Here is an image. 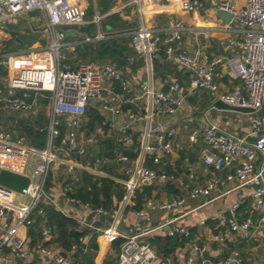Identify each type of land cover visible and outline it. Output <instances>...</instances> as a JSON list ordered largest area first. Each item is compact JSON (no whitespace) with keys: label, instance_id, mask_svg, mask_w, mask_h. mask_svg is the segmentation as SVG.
<instances>
[{"label":"built area","instance_id":"1","mask_svg":"<svg viewBox=\"0 0 264 264\" xmlns=\"http://www.w3.org/2000/svg\"><path fill=\"white\" fill-rule=\"evenodd\" d=\"M130 1L138 9L141 26L132 31L105 32L101 24L107 15L98 10L96 0L91 19H88V8L72 0H0V25L35 12H39L44 20L42 41L22 52H0V65L7 69V75L0 76V81H3L0 86V113H19L31 120L45 119L37 128L38 134L45 136L43 149L29 146L24 138L16 137L9 130L0 131V167L26 175L31 180L23 194L0 185V264H36L35 256L48 258V264H68L67 254L55 251L45 241L30 246L23 235V230L35 224L37 216L44 215L41 205L48 198V179L55 167H64L73 175L84 169L95 177L112 179L123 186V197L114 208L95 209L97 215L107 218L109 222L102 231L103 239L112 244L123 237L117 264H153L158 259V253L151 239L152 233L170 227L176 220L166 219L154 226L151 221L154 214L176 212L185 206L188 199H209L226 181L238 180L241 187L249 184L256 186L253 199L256 210L262 214L256 227L264 231V0H246L245 6L241 8L228 0H207L213 9L231 14V23L240 26L238 29L229 26L223 29L228 33L236 31L242 36L236 43L239 53L230 58H211L200 49L191 53L180 49L178 44L188 30L182 19L171 20L166 28L148 25L145 22V6L151 0ZM154 1L162 4V0ZM170 2L175 10L187 13L202 9L205 5L202 0ZM90 25L96 27L94 37L86 35L77 42H68L72 34ZM217 31L209 30L201 34L207 38ZM123 36L130 37L131 48L143 58L151 75L153 62L164 48L166 62L191 73V91L210 92L227 105L253 109L259 114L253 143L222 133L205 117L206 113L198 128L191 132V143L201 139L205 144L201 156L204 165L215 171L238 165L225 180L213 175L206 185L194 188L178 180L183 189H188L187 196L163 202L145 199L139 205L138 192L144 186H150L158 177L157 172L147 166L148 162L162 164L164 155L173 150L171 139L176 134L175 129L155 124V117L158 114L173 116L184 108L182 84L174 82L170 84L168 92H161L154 89L151 79L141 83L138 92L140 97L147 99L146 110L144 113H127L130 125L120 126L118 119L124 116L127 95L133 89L130 81L114 64L86 62L75 67L66 62L65 56V50L81 44ZM39 56H45L44 59L50 65H30L38 61ZM28 57L31 59L29 65L19 63V59ZM221 65L227 66L231 76L241 82V87L220 93L215 77L216 69ZM115 86L119 91L115 90ZM92 103H99L104 113L112 118L103 117L98 126L101 133L114 135L117 146L132 149L136 145L135 127L146 124L136 156L116 153L113 158L103 157L94 162L96 167L106 166L111 159L126 165L124 178H111L95 167L81 165L80 160L87 153L86 145H92L96 140L94 134L85 136L81 129ZM28 164L33 166L30 171L27 170ZM160 177L163 180L169 178L166 174ZM190 178L193 179V175ZM79 181L80 178L74 175L73 184ZM69 189L70 185L63 187L64 192H69ZM66 202L75 206H88L74 197H66ZM130 209L136 210L142 224L135 235L126 236L122 234L121 228ZM239 211L240 205L237 203L223 219L228 227L227 234L238 233L243 239L250 240L254 221L251 217L241 221ZM205 224L203 221L202 225ZM167 235L190 238L191 232L179 226L169 229ZM50 236L49 229L43 232L44 238L49 239ZM212 239L224 243L226 236L218 233ZM75 250L76 245L72 247L71 253ZM193 250V256L181 264H246L238 252L226 260L214 262L208 258L207 246H195Z\"/></svg>","mask_w":264,"mask_h":264},{"label":"crops","instance_id":"2","mask_svg":"<svg viewBox=\"0 0 264 264\" xmlns=\"http://www.w3.org/2000/svg\"><path fill=\"white\" fill-rule=\"evenodd\" d=\"M78 2L83 7L89 8L87 0H72ZM236 4L237 7H244L246 0H228ZM107 4L104 6L103 0H96L98 10L108 17L115 16L122 22L123 28L121 31L136 30L141 26V16L138 13L137 7L128 0H106ZM202 9L196 10L191 13L175 10L171 5L170 0H162V4L156 3L154 0L148 1L145 6V22L148 25H154L159 28H166L171 20L182 19L188 30L184 33L183 40L178 47L187 51L193 52L196 49L202 50L211 58L215 57H233L239 53L236 43L241 39V34L233 32H225L223 29L229 26L231 29H238L240 26L233 23H226L220 19L216 13L217 10L213 9L206 1ZM125 6V7H124ZM124 7V8H123ZM104 9V10H103ZM106 11V12H105ZM42 18V21L40 20ZM106 20V19H105ZM44 20L39 12L27 14L18 19H12L0 25V52L9 54L14 52H22L27 50L33 44H37L44 39L43 34ZM81 30V29H80ZM79 32L72 34L68 42H77L86 33ZM111 30V29H110ZM209 30H218L209 37H205L201 32ZM112 31V30H111ZM120 31V30H118ZM23 42H20L19 39ZM14 39L17 43L13 44L10 48L18 50H7V45ZM129 40V47L130 46ZM132 49V48H131ZM69 57L66 62L71 63L75 67L86 63L87 59H83L78 53L77 46L70 49ZM132 51H134L132 49ZM40 58V59H39ZM38 61L31 63V59L21 58L19 63L25 65H39L43 64L49 66L45 61L44 56H39ZM37 59V58H36ZM33 60V59H32ZM17 62V61H16ZM90 62V61H89ZM99 64L110 63L114 64L130 81L133 87L132 91L127 95L128 102L124 105V116L118 119V125H130L127 121V113L129 112H142L146 110L147 99L140 97L138 88L141 83H147L149 79L153 81V86L156 91L163 92L168 89L170 84L179 82L182 84L183 96L185 106L177 114L161 115L155 117V124H162L168 129H175L176 134L171 139L173 150L169 154H165L163 163L154 165L148 162L147 166L156 171L158 177L152 182L150 186H144L139 192V205L145 199H154L158 202L169 201L173 198L187 196V190L183 189L178 180H183L188 183L191 188L197 186H204L211 179L213 175L218 176L221 180L232 174L237 164L232 167H224L220 171H215L212 168L203 164L201 156L205 149V144L200 139L197 143H191L189 136L193 130L198 128L200 123L205 119L215 124L218 129L229 136L235 138L245 139L248 143H253L256 136L254 135V127L258 123L259 114L257 113H242L231 110L215 108V102L220 100L207 91H191L189 89L191 73L183 70L173 64L166 62L164 48L161 49L153 62L152 75L150 70L145 64V61L135 51L130 55L126 61L125 67L120 68L111 60L104 62H94ZM7 69L0 65V76L5 77ZM215 82L219 85L220 93H227L233 91L236 87H241V82L234 79L227 66L221 65L216 69ZM3 81H0L2 87ZM115 90L119 91L115 86ZM215 98L214 100L212 98ZM221 101V100H220ZM90 111L96 114V117H90ZM264 113V111H263ZM103 117L112 119L108 114H105L101 109L99 103H92L87 114L86 120L83 122L81 129L85 136L94 134L96 137L95 143L87 144V153L80 160L82 166L95 167L96 170L103 172L109 177L124 178V171L126 165L118 164L116 160L111 159L106 166L96 167L94 162L103 157L113 158L116 153H123L130 156H136L140 149V141L144 136L146 124L137 125L135 127L136 145L132 149L117 146L114 135L109 132L101 133L99 126ZM23 118L14 124V119ZM25 119V120H24ZM44 118L31 120L25 115L19 113L5 112L0 113V131L9 130L16 137L24 138L25 142L31 146V138L27 133V129H31L34 135H40L37 132L39 125L43 124ZM134 127L133 125H131ZM16 130H19L18 134ZM154 139V137H152ZM36 148V147H35ZM39 149V148H38ZM33 169L31 164L27 165V170ZM166 174L169 178L167 180L161 179V175ZM78 176L80 181L73 184V177ZM70 174L64 167H55L51 170L48 184H47V200L44 202V208L52 207L57 212L61 213L66 218L72 219L77 223L76 230L84 233L85 235L80 238L77 250L71 253V249H66L58 242L59 229L55 224L49 220L48 215L37 216L35 224L29 229L23 230V235L29 241L30 246L45 241L46 244L57 252L67 254L68 264H117L121 244L117 241L114 243L106 242L102 237V231L108 226V219L97 215L95 209L97 207H105L103 205L97 206L90 201L84 200L86 195L85 178L92 179L93 182L101 185L103 180H109L116 188L120 189L124 194L122 185L117 184L112 179L100 178L91 175L84 169L76 171L75 174ZM193 175V179L190 176ZM70 185V191L64 192L63 187ZM256 189L254 184L240 186L238 180L226 181L225 185L220 186L209 199H188L184 207L176 212H159L154 214L152 223L154 226L163 223L166 219H174V223L166 229L157 230L152 233L151 239L156 247L158 259L153 264H181L190 256L194 254L195 246H207L208 258L214 262L223 261L232 256L234 252H238L240 257L246 264H264V231L257 228L259 219L262 214L256 210L253 193ZM66 197H74L82 200L85 207L75 206L66 202ZM123 197V195H122ZM122 198L116 195L112 197V204L107 209L114 208ZM240 205L239 217L241 221H245L251 217L254 221V228L250 240H245L240 234L235 233L232 235L228 233V227L223 219L228 216L229 209L235 205ZM139 206V207H140ZM183 215V216H182ZM40 221V231H38L40 238L35 244L30 234L32 228ZM205 221L206 224L202 225ZM142 220L136 215V210H128L121 232L123 235H135L139 231V225ZM184 227L191 232L190 238L169 237L167 235L169 229L174 227ZM49 229L51 236L49 239L43 237V232ZM222 234L226 236L224 243L216 242L212 239L214 234ZM167 239H177L183 242L175 251L164 257L160 252V246L164 244ZM162 242H161V241ZM160 241V243H158ZM94 245L97 246L95 250ZM36 264H48V258L42 259L40 256L34 258Z\"/></svg>","mask_w":264,"mask_h":264},{"label":"trees","instance_id":"3","mask_svg":"<svg viewBox=\"0 0 264 264\" xmlns=\"http://www.w3.org/2000/svg\"><path fill=\"white\" fill-rule=\"evenodd\" d=\"M104 1V6H106L107 2ZM113 2V0H112ZM108 6V5H107ZM106 6V7H107ZM104 10V9H103ZM106 19V20H105ZM101 24L102 30L108 32L110 29L117 32H126L121 31L123 28L122 22H119V18L115 16L106 17ZM120 30V31H118ZM80 32L86 33L90 37H94L96 34V27L94 25H90L86 28L80 30ZM130 37H118L114 39H108L101 42L87 43L81 44L77 46L78 53L82 56L83 59H87L90 62H104L111 60L117 64L120 68L125 67L126 61L130 55H133L132 49L129 47ZM20 42L23 40L20 38ZM17 43V39H14L10 44L7 45V50H18L10 48L13 44ZM90 117H96V114L92 111L89 113ZM27 133L31 138V145L36 148L43 149L45 147V136L43 135H34L31 129H27ZM86 186V195L81 196L84 200L90 201L93 204L100 206L103 205L105 207H110L112 204V197L116 195L118 198H122L123 192L116 188L109 180H103L101 185L99 186L97 183L93 182L90 178H85ZM44 208V205H41ZM48 215L50 222L57 226L59 229V240L58 242L62 245V247L66 249H70L74 244H79L80 238H82L85 234L76 230L77 223L69 218H66L61 213L57 212L55 208L46 207L44 208V215ZM40 221L32 228L30 234L33 238L34 244L41 239L38 231H40ZM161 241V240H160ZM158 241V243H160ZM162 242V241H161ZM118 245H120L121 240L117 241ZM183 242H179L177 239H167L164 241V244L160 246V252L167 257L171 255L175 249L182 245ZM95 250L97 246L94 245Z\"/></svg>","mask_w":264,"mask_h":264},{"label":"water","instance_id":"4","mask_svg":"<svg viewBox=\"0 0 264 264\" xmlns=\"http://www.w3.org/2000/svg\"><path fill=\"white\" fill-rule=\"evenodd\" d=\"M216 15L225 21L226 23H231L233 16L229 13H226L221 10H217ZM163 92H168V89H164ZM215 99L214 97L212 98ZM215 108L217 109H224V110H231L236 112H242V113H254L255 111L253 109L249 108H241V107H234L225 104L224 102L218 100L215 102ZM30 178L26 175L18 174L15 172H12L10 170L4 169L0 167V185L3 187H6L12 191H15L17 193H25V190L28 189L30 185Z\"/></svg>","mask_w":264,"mask_h":264},{"label":"rangeland","instance_id":"5","mask_svg":"<svg viewBox=\"0 0 264 264\" xmlns=\"http://www.w3.org/2000/svg\"><path fill=\"white\" fill-rule=\"evenodd\" d=\"M89 2V8H88V19H91L93 17V12H94V0H87ZM130 1V0H128ZM202 1H206V0H202ZM114 2H111V4H113ZM106 12V11H105ZM42 21V18L40 19ZM104 24V23H103ZM102 28H103V25H102ZM104 29V28H103ZM69 52H71L70 49H67L65 50V56L66 58L69 57ZM86 62H89V61H86ZM25 120V119H24ZM19 121H23V118H16L14 119V124H16L17 122ZM17 125V124H16ZM19 130H16V133L18 134Z\"/></svg>","mask_w":264,"mask_h":264},{"label":"bare ground","instance_id":"6","mask_svg":"<svg viewBox=\"0 0 264 264\" xmlns=\"http://www.w3.org/2000/svg\"><path fill=\"white\" fill-rule=\"evenodd\" d=\"M45 57V56H44ZM46 61V60H45ZM49 65H50V63L48 62V61H46Z\"/></svg>","mask_w":264,"mask_h":264}]
</instances>
